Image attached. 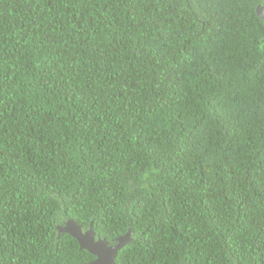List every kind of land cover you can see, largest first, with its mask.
Here are the masks:
<instances>
[{"label":"trees","instance_id":"obj_1","mask_svg":"<svg viewBox=\"0 0 264 264\" xmlns=\"http://www.w3.org/2000/svg\"><path fill=\"white\" fill-rule=\"evenodd\" d=\"M264 0H0V264H264Z\"/></svg>","mask_w":264,"mask_h":264},{"label":"water","instance_id":"obj_2","mask_svg":"<svg viewBox=\"0 0 264 264\" xmlns=\"http://www.w3.org/2000/svg\"><path fill=\"white\" fill-rule=\"evenodd\" d=\"M257 15L264 20V5L256 7ZM59 236L66 233L74 236L80 245V249L89 251L95 255V260L90 264H116L118 250L131 241L130 233L119 237L115 243H111L106 238L97 237L92 226L86 231H83L82 225L74 218L68 219L61 226L58 225Z\"/></svg>","mask_w":264,"mask_h":264},{"label":"flooded vegetation","instance_id":"obj_3","mask_svg":"<svg viewBox=\"0 0 264 264\" xmlns=\"http://www.w3.org/2000/svg\"><path fill=\"white\" fill-rule=\"evenodd\" d=\"M258 5H262V4H258ZM257 5V6H258ZM264 38V37H263ZM86 231V230H85ZM95 259H93L92 261H90V262H88V263H85V264H90V263H92L93 261H94Z\"/></svg>","mask_w":264,"mask_h":264}]
</instances>
